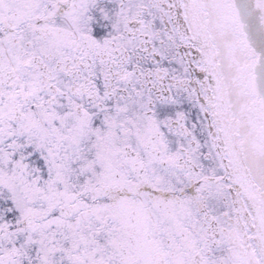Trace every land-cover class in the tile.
<instances>
[{
    "label": "snow or ice",
    "instance_id": "6c2138e0",
    "mask_svg": "<svg viewBox=\"0 0 264 264\" xmlns=\"http://www.w3.org/2000/svg\"><path fill=\"white\" fill-rule=\"evenodd\" d=\"M0 264H264V0H0Z\"/></svg>",
    "mask_w": 264,
    "mask_h": 264
}]
</instances>
